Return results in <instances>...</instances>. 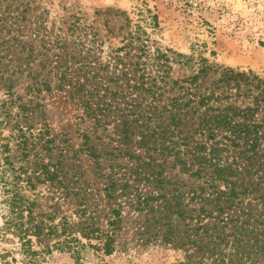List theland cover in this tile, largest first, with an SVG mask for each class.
<instances>
[{"label":"trees","instance_id":"16d2710c","mask_svg":"<svg viewBox=\"0 0 264 264\" xmlns=\"http://www.w3.org/2000/svg\"><path fill=\"white\" fill-rule=\"evenodd\" d=\"M30 8L31 0H0L3 230L17 239L24 264L53 251L78 261L85 247L111 255L128 211L142 217L146 242L183 250L179 264H264V79L224 68L196 94L207 59L173 79V65L189 57L155 45L138 24L104 57L97 30L71 46L51 41L42 13L25 25ZM151 20L156 27L157 16ZM65 90L83 124L78 151L51 135L41 103L31 106ZM81 153L111 161L97 182L65 169Z\"/></svg>","mask_w":264,"mask_h":264},{"label":"rangeland","instance_id":"374dc122","mask_svg":"<svg viewBox=\"0 0 264 264\" xmlns=\"http://www.w3.org/2000/svg\"><path fill=\"white\" fill-rule=\"evenodd\" d=\"M39 13H42L39 19H43L42 31L51 41L61 40L71 46L86 42L90 38L86 33L91 28L97 30L103 42L100 55L104 57L109 49L120 45L127 30L138 24L155 45L189 57L188 61L181 59L173 65V79L190 77L197 71L199 59H207L211 69L207 75L201 74L192 86L196 94L209 88L224 68L250 70L264 79V0H31V8L26 13L29 23L25 25H36L35 17H39ZM152 15L157 16L156 27ZM24 87H19L17 92L26 102L29 97ZM65 92L43 94L46 100L34 98L31 106L41 103L51 135L57 140L65 136L68 146L78 151L83 144V124L77 126L80 112L68 98L67 90ZM1 95L0 92V99ZM36 121L42 123L44 119ZM103 137L98 128L92 134V144L97 147ZM118 163L124 166L127 161L120 159ZM64 164L69 175L77 172L81 181L93 183L98 181L101 169L108 170L111 161L105 156L93 159L81 153L70 154ZM44 189V186L39 187L41 191ZM69 201L75 203L72 197ZM7 212L0 186V264H24L17 239L3 230ZM141 223L140 215L125 213L122 231L116 234L114 252L109 256L96 248L85 247L78 261L71 253L53 251L37 264H179L184 261L183 250L161 242H146V237H140ZM91 244L95 245L96 241Z\"/></svg>","mask_w":264,"mask_h":264}]
</instances>
